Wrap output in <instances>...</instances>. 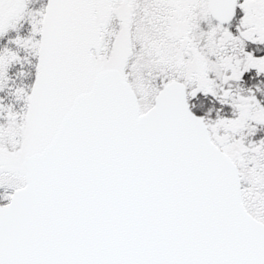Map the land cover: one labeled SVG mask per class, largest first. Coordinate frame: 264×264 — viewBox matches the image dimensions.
I'll list each match as a JSON object with an SVG mask.
<instances>
[{
    "label": "snow or ice",
    "instance_id": "snow-or-ice-1",
    "mask_svg": "<svg viewBox=\"0 0 264 264\" xmlns=\"http://www.w3.org/2000/svg\"><path fill=\"white\" fill-rule=\"evenodd\" d=\"M0 264H264V0H0Z\"/></svg>",
    "mask_w": 264,
    "mask_h": 264
}]
</instances>
